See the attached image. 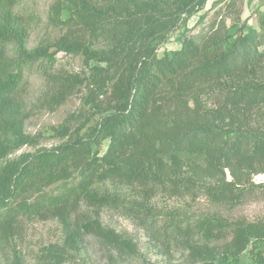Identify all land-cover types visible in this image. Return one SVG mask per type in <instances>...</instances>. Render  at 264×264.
I'll use <instances>...</instances> for the list:
<instances>
[{
    "label": "trees",
    "instance_id": "16d2710c",
    "mask_svg": "<svg viewBox=\"0 0 264 264\" xmlns=\"http://www.w3.org/2000/svg\"><path fill=\"white\" fill-rule=\"evenodd\" d=\"M207 1L55 0L51 24L65 33L29 51L31 24L22 0H0V161L40 142V135L23 132L29 118L26 74L37 72L43 79L40 110L54 112L87 89L83 108L53 128L57 137H68L65 143L24 153L1 167L0 234L5 240L19 236L21 214L43 205L69 225L71 203L82 199L95 209L123 207L155 240L163 234L198 236L206 243L189 245L196 264H241L249 249L252 264H264V219L230 222L212 215L161 228L151 205L160 195H204L212 204L235 209L250 189H264L253 183L254 175L264 173V20L260 33L214 22L208 32L182 39L180 49L159 55ZM233 5L226 7L233 10ZM59 53L98 65L88 77L56 71ZM81 118L86 123L73 130ZM105 141L106 153L92 155L93 147ZM72 172L77 183L59 195L24 199ZM109 185L129 193H114ZM69 228L64 245L42 250V264L74 263L83 233L137 254L133 242L99 220ZM228 235L231 240L221 251L209 246Z\"/></svg>",
    "mask_w": 264,
    "mask_h": 264
},
{
    "label": "rangeland",
    "instance_id": "374dc122",
    "mask_svg": "<svg viewBox=\"0 0 264 264\" xmlns=\"http://www.w3.org/2000/svg\"><path fill=\"white\" fill-rule=\"evenodd\" d=\"M54 2L55 0H22L21 10L31 24L26 45L29 51L36 49L42 42L49 39L53 41L65 33V28H55L51 24ZM232 2L235 4L234 9L229 10L226 6ZM219 12L222 13L223 19L217 18ZM202 15L204 20H201ZM263 20L264 0H208L201 13L193 16L187 25L177 29L170 36L168 43L161 46L159 55L180 49L182 39L208 32L214 22L216 26L224 22L229 28L240 25L246 31L253 29L260 33ZM261 50L264 51V46ZM97 65L95 62L85 65L81 58L66 53H59L53 63L56 71L65 70L84 77H88L92 73V68ZM44 90L43 79L37 72L26 74L23 92L28 103L29 118L25 122L23 132L31 136L40 135V142L35 147L25 146L15 154L1 160L0 169L24 153L35 154L40 150L50 151L67 141L68 137H57L53 128L59 127L83 108V98L87 94V89L82 87L78 94L54 112L47 109L40 110L37 107V101ZM83 118L79 119L73 130L84 126L86 121ZM96 120L98 116L91 120L89 125ZM108 147L109 141H105L101 146H94L92 155L102 156ZM227 177L231 179L228 170ZM77 179L78 174L72 172L69 179L53 183L40 192L30 193L24 199L36 202L44 195L57 196L74 186ZM109 188L114 193H129L126 189L115 188L111 185ZM22 200L21 198L19 201ZM71 204L69 225L73 226L81 220H99L104 228L112 229L122 238L133 242L137 254H129L93 234L83 233L79 237L80 243L74 255L76 256L74 263L65 264H196L197 261L192 256L189 245L206 243L198 236L194 238L181 234H163L161 239L155 240L141 227L136 217L121 206L95 209L87 206L82 199L75 200ZM151 205L159 214L161 228L170 227L168 224L170 221H173L175 225L185 226L187 220L194 221L212 215L222 216L230 222L238 220L256 222L264 219V189L256 191L250 189L246 193L243 204L235 209L212 204L204 195L197 198H170L160 195L151 201ZM49 208L48 205L47 207L43 205L38 211L21 214L18 217L19 236L5 240L0 234V264H42L40 255L44 248L64 245L67 240V231L72 228L61 223L59 217H56L55 212L48 210ZM230 240L231 236L228 235L224 240L212 241L208 244L210 247H215L216 251H221ZM241 264H252L250 249L242 255Z\"/></svg>",
    "mask_w": 264,
    "mask_h": 264
},
{
    "label": "built area",
    "instance_id": "2783aa9c",
    "mask_svg": "<svg viewBox=\"0 0 264 264\" xmlns=\"http://www.w3.org/2000/svg\"><path fill=\"white\" fill-rule=\"evenodd\" d=\"M253 183L255 185H264V173H258L253 176Z\"/></svg>",
    "mask_w": 264,
    "mask_h": 264
}]
</instances>
